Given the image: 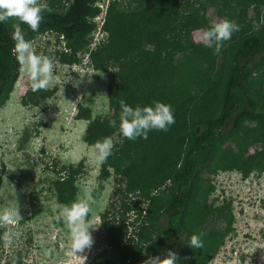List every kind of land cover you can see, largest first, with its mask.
Masks as SVG:
<instances>
[{"label": "trees", "instance_id": "obj_1", "mask_svg": "<svg viewBox=\"0 0 264 264\" xmlns=\"http://www.w3.org/2000/svg\"><path fill=\"white\" fill-rule=\"evenodd\" d=\"M97 2L46 0L51 10L43 12L38 30L21 25L27 41L51 34L63 64L88 54L94 69H116L117 82L109 87L110 116L92 118L89 108L77 106L75 118L88 122L85 142L92 146L119 134L108 121L119 120L121 100L133 107L153 101L170 104L175 123L167 132L150 131L147 139L133 141L119 134L113 154L100 165L101 177L107 178L111 169L121 178L124 213L131 207L136 214L128 224L103 222L107 243L95 264H149L151 257L164 259L169 251L176 254L175 264H208L232 232L231 203L210 200L216 190L212 176L228 171L239 172L243 179L264 174V123L254 129L247 125L264 122V103L257 101V94H264V25L254 29L246 22L251 8L252 19L262 23L264 0H109L101 27L105 39L91 48L97 28L93 19L100 12ZM209 8L216 9L221 20L239 25L219 53L192 40L194 31L210 27ZM15 23L14 17L0 23V107L20 71L12 51ZM52 94L29 89L21 104L38 105ZM251 148L256 157L249 154ZM64 169L58 171L66 176L54 181V193L56 202L68 204L76 193L79 170ZM162 186L163 194L155 195ZM129 195L135 198L130 204ZM201 215L203 224L194 225ZM128 226L133 234L125 241ZM193 234L210 244L208 256L188 246Z\"/></svg>", "mask_w": 264, "mask_h": 264}, {"label": "rangeland", "instance_id": "obj_2", "mask_svg": "<svg viewBox=\"0 0 264 264\" xmlns=\"http://www.w3.org/2000/svg\"><path fill=\"white\" fill-rule=\"evenodd\" d=\"M109 0H98L105 9ZM46 4V0H40ZM264 11V7L261 8ZM249 8L246 22L257 29L264 25L256 23ZM95 19L97 28L92 33L93 45L105 39L102 31L104 14ZM208 23L222 21L216 16V9H207ZM202 30L192 33L195 43L205 44ZM34 51L48 56L54 64V75L57 86L49 88L53 94L38 105L21 104V98L31 89L29 78L19 71L17 81L9 99L0 107V208L18 206L21 216L16 223L1 226L2 231L17 234L11 244L2 241L0 245V264H95V257L106 247V232L102 224L106 220L128 224L135 217L131 209L126 214L122 207L123 195L120 192L124 183L120 177L109 170L107 178L101 177L100 165L95 164L90 156L91 145L85 142L87 121L75 118L77 106L89 108L92 118L111 115L108 96L109 87L117 82L116 69L107 72L94 69L88 54L78 55V62L63 64L55 51V39L50 35L38 36L30 41ZM47 53L49 55H47ZM259 76V73L258 75ZM259 81V80H258ZM260 104L264 103L263 91L257 94ZM263 121L248 122L254 129ZM262 135V133H259ZM118 132L114 134L113 144H118ZM115 141V142H114ZM256 148V147H254ZM256 150H260L257 146ZM249 154L258 153L251 148ZM62 169H78L74 185L76 193L70 202L76 200L84 187L92 189L96 201L88 222L93 243L75 256L69 255L67 230L62 222L55 219L56 195L54 181L63 174ZM216 187L210 200L219 205L222 201L231 203V214L228 224L232 232L226 237L217 253L210 257L208 264H264V174L252 173L243 179L239 172H217L213 176ZM170 182H166L168 186ZM164 187L155 191L162 195ZM129 204L135 200L129 195ZM146 207V203L142 204ZM125 215L126 219L122 218ZM106 217L103 219V217ZM205 216L194 219V225H202ZM165 225L166 218L161 219ZM206 228L212 227V221ZM133 227L128 226L124 240L133 234ZM129 233L131 235H129ZM202 254L208 256L211 246L203 242Z\"/></svg>", "mask_w": 264, "mask_h": 264}, {"label": "clouds", "instance_id": "obj_3", "mask_svg": "<svg viewBox=\"0 0 264 264\" xmlns=\"http://www.w3.org/2000/svg\"><path fill=\"white\" fill-rule=\"evenodd\" d=\"M96 5L100 12L93 21L100 19L98 16L101 14H104L105 19L107 6L103 9L99 2ZM46 10L50 11L51 9L46 4H41L39 0H0V23L8 21L12 17L17 20V23L13 25L14 47L12 51L19 64V70L29 78L33 92L57 86L52 59L37 54L31 42L25 39L21 28L22 24H26L32 31H37L43 19L42 14ZM236 31H239V25L234 20L225 18L204 30L202 39L207 47L212 48L215 53H219L225 42L230 40ZM174 123L175 117L171 105L160 101H153L151 105L133 107L121 100L119 120L108 121L110 127L118 129L122 138L133 141L137 138L147 139L152 130L167 132ZM113 148L112 138L104 137L91 146L90 156L95 164L102 165L113 154ZM95 203L92 189L89 187L82 188L76 200L71 203H55V219L62 222L67 230L69 255L84 257L77 253L83 252L92 245L90 229L94 227L88 222V217L93 212ZM20 217L17 205L0 208V226L16 223ZM16 236L15 232L4 231L0 233V240L5 244H11ZM188 246L190 248L202 247L201 235H191ZM175 255L169 251L168 256L164 259H160L158 256L151 257L149 264H175Z\"/></svg>", "mask_w": 264, "mask_h": 264}]
</instances>
